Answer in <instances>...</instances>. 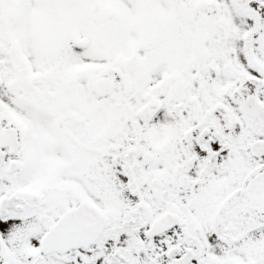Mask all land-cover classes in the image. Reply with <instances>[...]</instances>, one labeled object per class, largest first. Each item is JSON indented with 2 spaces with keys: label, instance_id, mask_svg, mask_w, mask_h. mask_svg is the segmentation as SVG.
Here are the masks:
<instances>
[{
  "label": "snow or ice",
  "instance_id": "1",
  "mask_svg": "<svg viewBox=\"0 0 264 264\" xmlns=\"http://www.w3.org/2000/svg\"><path fill=\"white\" fill-rule=\"evenodd\" d=\"M0 264H264V0H0Z\"/></svg>",
  "mask_w": 264,
  "mask_h": 264
}]
</instances>
